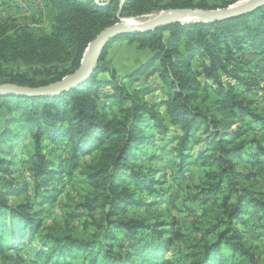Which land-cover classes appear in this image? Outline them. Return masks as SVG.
I'll return each mask as SVG.
<instances>
[{
  "label": "trees",
  "instance_id": "trees-1",
  "mask_svg": "<svg viewBox=\"0 0 264 264\" xmlns=\"http://www.w3.org/2000/svg\"><path fill=\"white\" fill-rule=\"evenodd\" d=\"M44 1L52 12L48 34L37 36L10 19L0 22V84L37 88L73 75L86 46L101 30L118 22V12L138 17L166 9L216 10L229 5L173 0L159 8L158 0L121 4L105 0L101 6L93 0ZM121 39L148 52L124 78L132 85L158 77V87L165 90L160 105L165 107L172 132L153 114L155 105L143 99L149 88L129 90L106 58L112 42ZM245 53L249 58L264 57V6L218 22L174 23L148 33L118 36L107 43L91 76L70 90L54 96H0V172L8 179L17 172L12 165L18 162L27 167L31 179L15 185L13 179L0 183V251L32 243L41 225V211L36 207L57 199L60 190L49 182L62 177L68 165V175L80 172L94 189L84 207L95 234L91 241L50 238L39 245L37 256L50 264H65L75 253L91 264L98 260L103 264L168 263L164 256L180 237L174 222L156 228L155 223H142L124 213L129 206L162 202L152 187L156 180L151 174L158 164L148 174L137 166L171 153L161 171L170 169L178 179L193 165L206 167L207 180L196 198L216 197L223 214L210 229L211 240L197 264H260L244 241L251 229L245 226V216L250 209L264 230V199L239 182L257 176L264 179V117L254 113L251 101L234 89L239 84L246 91L251 87L253 78L244 77L251 71L245 68L251 63L249 58L244 60ZM193 61L199 62L196 70ZM5 67L12 70L2 72ZM197 101L211 104L203 110ZM242 122L243 126L232 129ZM255 130L262 134L249 138ZM15 141L23 148L28 141L31 147L19 150ZM61 148L68 156L55 153ZM87 156L90 161L82 163ZM27 190L32 192L31 202L9 204V196ZM143 192L151 197L150 203L135 198ZM119 236L129 243L124 257L114 252Z\"/></svg>",
  "mask_w": 264,
  "mask_h": 264
},
{
  "label": "rangeland",
  "instance_id": "rangeland-1",
  "mask_svg": "<svg viewBox=\"0 0 264 264\" xmlns=\"http://www.w3.org/2000/svg\"><path fill=\"white\" fill-rule=\"evenodd\" d=\"M120 0V4H121ZM173 0H158L157 6L159 8L167 7ZM186 2L187 0H180ZM210 5H219L222 2L229 3L228 7H232L242 0H206ZM227 7V8H228ZM184 9V8H181ZM172 9L160 10L151 14L138 16V17H125L120 12L119 18L121 19H139L146 20L152 16H156L159 13L166 12ZM222 10V9H216ZM10 19L17 25L25 26L31 29V31L39 36L48 34L52 23V12L49 7L46 6L44 0H0V22ZM118 19V18H117ZM119 21V20H118ZM182 24V23H180ZM244 55V60L249 57ZM148 56L147 51H139L136 49V45L129 43L127 40L121 39L114 41L111 47L108 49L106 58L109 59L112 65L116 68L119 77L127 83L128 89L148 87V93L143 95V99L154 106L153 114L158 121L163 122L169 126L167 121V115L165 107L160 105V102L165 99V90L159 88L161 83L156 75L151 76L146 82L142 80L129 85L128 81L124 78L126 74L134 70L142 61ZM251 63L245 68L251 70L249 73H245L244 77L253 80L250 81V90L246 91L239 84L235 86V90L242 94L247 100L251 101V108L253 112L264 117V57L253 58L250 57ZM253 60V61H252ZM199 62L193 61V69H197ZM12 68H1L2 72L8 73ZM105 77L107 75H104ZM198 79L202 81V76ZM226 80L225 78H223ZM159 86V87H158ZM211 92H212V85ZM210 92V93H211ZM212 96V93H211ZM196 105L206 110L211 104L209 102L197 101ZM237 125L243 126L244 123L233 125L232 129ZM260 129V125L256 127ZM169 132L173 131V128L169 126ZM257 130L249 132V138L259 136ZM149 133V130L146 131ZM255 133H257L255 135ZM264 144V137H263ZM19 150L23 148L21 142L15 141ZM24 143V142H23ZM23 149H29L31 146L28 141L24 143ZM3 153V152H2ZM0 153V155H2ZM57 155L64 157L68 156L65 149L61 148L55 151ZM54 153V154H55ZM174 154H161V160L150 163H140L137 169L149 171L154 167V164H158L152 174L153 180L156 183L152 185L159 198L162 197V202H157L148 206H129L124 215L127 218H134L144 223L156 224V228L165 225L169 222H174V230H178L179 238L174 240L169 253L165 254L164 258L168 263L157 264H197L198 258L201 257L203 247L211 240L210 229L217 225L219 220H222L223 214L219 207V201L216 197H210L206 199V196H196L199 193V187L207 179L205 178L206 167L193 165L189 168L186 175L182 178L174 179L170 169L162 172L160 166L164 165V161ZM24 155H21L23 157ZM82 163H88L90 157L81 159ZM92 161V160H91ZM14 168H18L8 179H4L0 172V183L12 180L13 185L22 182H31L30 177L26 173V166L19 165L18 162L12 165ZM65 173L62 177H54L49 182L51 186L57 187L60 190L57 199L51 203L44 205L38 204L37 211H41L39 218L41 219V225L34 235L32 243L19 250L3 249L0 251V264H50L43 256H37L39 245L42 242L48 241L50 238L59 239H76L91 241L95 234V228L91 219L90 212L84 207L87 197L94 193V189L89 186L84 176L78 172L73 171L68 175L70 171L68 165L65 167ZM246 173V172H244ZM240 185L245 188H250L257 197L264 199V179L259 176L257 178H251L249 180L242 179ZM129 187L134 188L132 183ZM6 185V184H5ZM162 194V195H160ZM9 204L18 205L23 202H31L33 199L31 190H27L22 194H14L8 197ZM135 198H141L144 202L150 203L151 197L146 196L145 192L136 194ZM246 224L248 228H251L244 235V241L246 247L249 248L254 259L260 264H264V230L261 228L262 223L258 222L257 218L252 215V211L249 209V214L245 216ZM253 225V226H252ZM237 227L242 228L240 224ZM173 229V227H172ZM128 241L125 238L117 237L116 243H114V252L121 253L124 257L128 250ZM118 245V246H117ZM75 253V257L66 262L65 264H91L89 259ZM163 259V260H165ZM104 261L98 260L93 264H103ZM140 262V260H137ZM153 264V263H146Z\"/></svg>",
  "mask_w": 264,
  "mask_h": 264
},
{
  "label": "water",
  "instance_id": "water-1",
  "mask_svg": "<svg viewBox=\"0 0 264 264\" xmlns=\"http://www.w3.org/2000/svg\"><path fill=\"white\" fill-rule=\"evenodd\" d=\"M235 6V5H234ZM264 6V0H242L237 3L234 9L228 7L222 10H203V9H172L159 13L154 18L144 21L138 27H129L122 23L119 14L116 16L118 22L101 30L95 38L86 46L79 69L70 76L63 78L46 86L29 88L13 84H0V96L22 95L27 97L34 96H54L63 91H68L81 82L87 80L95 70L96 63L101 57L106 45L118 36L128 34L148 33L159 27L192 18L195 22H218L225 19L237 17L250 13L259 7ZM233 7V6H232Z\"/></svg>",
  "mask_w": 264,
  "mask_h": 264
},
{
  "label": "bare ground",
  "instance_id": "bare-ground-1",
  "mask_svg": "<svg viewBox=\"0 0 264 264\" xmlns=\"http://www.w3.org/2000/svg\"><path fill=\"white\" fill-rule=\"evenodd\" d=\"M236 6V5H235ZM235 6L231 7L230 9H234ZM154 18V16L146 19V20H139V19H132V18H127V19H122V23L126 26H129V27H138L140 26L144 21H147V20H150ZM196 20L192 19V18H187L182 22V24H187V23H195Z\"/></svg>",
  "mask_w": 264,
  "mask_h": 264
},
{
  "label": "built area",
  "instance_id": "built-area-1",
  "mask_svg": "<svg viewBox=\"0 0 264 264\" xmlns=\"http://www.w3.org/2000/svg\"><path fill=\"white\" fill-rule=\"evenodd\" d=\"M125 0H122L121 3H123ZM93 3L97 6H101L105 4V0H93Z\"/></svg>",
  "mask_w": 264,
  "mask_h": 264
},
{
  "label": "crops",
  "instance_id": "crops-1",
  "mask_svg": "<svg viewBox=\"0 0 264 264\" xmlns=\"http://www.w3.org/2000/svg\"><path fill=\"white\" fill-rule=\"evenodd\" d=\"M117 71V70H116ZM122 79V77H120Z\"/></svg>",
  "mask_w": 264,
  "mask_h": 264
}]
</instances>
